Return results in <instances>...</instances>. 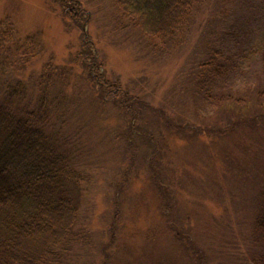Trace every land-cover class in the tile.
<instances>
[{
    "label": "rangeland",
    "instance_id": "374dc122",
    "mask_svg": "<svg viewBox=\"0 0 264 264\" xmlns=\"http://www.w3.org/2000/svg\"><path fill=\"white\" fill-rule=\"evenodd\" d=\"M71 3L85 10L80 22L61 0H0V87L20 80L33 101H53L59 140L83 179L62 264H264L252 238L264 207V0H198L168 41L131 26L111 0ZM228 32L240 41L237 77L207 99L199 68ZM32 42L43 53L25 70ZM89 51L99 79L81 62ZM100 80L121 93L104 94ZM240 119L257 124L229 133Z\"/></svg>",
    "mask_w": 264,
    "mask_h": 264
},
{
    "label": "trees",
    "instance_id": "16d2710c",
    "mask_svg": "<svg viewBox=\"0 0 264 264\" xmlns=\"http://www.w3.org/2000/svg\"><path fill=\"white\" fill-rule=\"evenodd\" d=\"M111 1L131 26L160 41L175 39L190 24L198 2ZM61 6L65 17L75 22H80L85 14V10L71 0H61ZM250 6L247 7L249 13L258 8ZM258 31L264 39V23ZM231 33H225V46L221 44L219 49H214L199 68L197 84L207 99L218 90L232 86L237 77L238 67L234 58L238 56L236 51L240 49V41ZM228 41L231 44L227 47ZM27 46L31 51L24 52L21 60L25 70L43 53V49L39 47L38 50L33 42ZM86 59L90 60L92 74H98L94 78L99 79L98 66L91 64L95 62L96 55L89 51L81 62L85 63ZM45 68L47 72L54 69L50 61L46 62ZM39 86L46 92L51 83L46 80ZM100 88L106 95L121 93L119 83L108 80L101 81ZM122 99L121 105L130 111L128 95ZM57 110L44 93L35 101L30 99L25 84L20 80L15 84L5 81L0 87V264H62L77 235L83 179L75 170L66 146L59 140L56 127L59 121L53 120L54 115H58ZM262 123L263 116L260 118ZM256 124V119H240L233 122L229 133L236 127L245 125L252 128ZM259 208L262 210L252 222V238L264 249V207Z\"/></svg>",
    "mask_w": 264,
    "mask_h": 264
}]
</instances>
